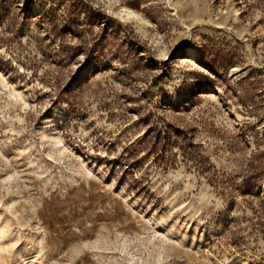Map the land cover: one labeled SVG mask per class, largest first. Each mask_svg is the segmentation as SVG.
Masks as SVG:
<instances>
[{
    "label": "rangeland",
    "instance_id": "rangeland-1",
    "mask_svg": "<svg viewBox=\"0 0 264 264\" xmlns=\"http://www.w3.org/2000/svg\"><path fill=\"white\" fill-rule=\"evenodd\" d=\"M0 264H264V0H0Z\"/></svg>",
    "mask_w": 264,
    "mask_h": 264
},
{
    "label": "bare ground",
    "instance_id": "bare-ground-1",
    "mask_svg": "<svg viewBox=\"0 0 264 264\" xmlns=\"http://www.w3.org/2000/svg\"><path fill=\"white\" fill-rule=\"evenodd\" d=\"M194 54H195L194 52H190V53H189V56L193 57Z\"/></svg>",
    "mask_w": 264,
    "mask_h": 264
}]
</instances>
